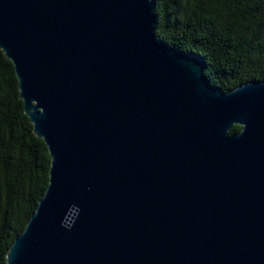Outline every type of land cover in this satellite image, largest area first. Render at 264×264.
I'll return each instance as SVG.
<instances>
[{"label": "water", "instance_id": "water-1", "mask_svg": "<svg viewBox=\"0 0 264 264\" xmlns=\"http://www.w3.org/2000/svg\"><path fill=\"white\" fill-rule=\"evenodd\" d=\"M157 21L156 0H0L51 156L6 264H264V80L223 91Z\"/></svg>", "mask_w": 264, "mask_h": 264}, {"label": "trees", "instance_id": "trees-1", "mask_svg": "<svg viewBox=\"0 0 264 264\" xmlns=\"http://www.w3.org/2000/svg\"><path fill=\"white\" fill-rule=\"evenodd\" d=\"M156 37L201 55L223 91L264 80V0H156ZM235 124L231 134L239 132ZM51 156L20 97L13 62L0 49V264L49 184Z\"/></svg>", "mask_w": 264, "mask_h": 264}]
</instances>
